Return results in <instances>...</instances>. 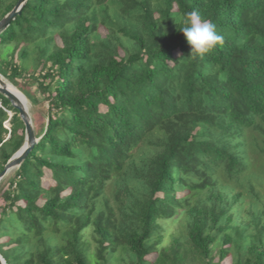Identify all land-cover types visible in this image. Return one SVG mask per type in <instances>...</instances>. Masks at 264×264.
I'll return each instance as SVG.
<instances>
[{"label":"trees","instance_id":"obj_1","mask_svg":"<svg viewBox=\"0 0 264 264\" xmlns=\"http://www.w3.org/2000/svg\"><path fill=\"white\" fill-rule=\"evenodd\" d=\"M191 11L223 37L203 57L176 24ZM0 74L39 110L0 184L7 264H264V0H26L0 32ZM24 139L0 93V171ZM181 214L158 249L159 220Z\"/></svg>","mask_w":264,"mask_h":264},{"label":"rangeland","instance_id":"obj_2","mask_svg":"<svg viewBox=\"0 0 264 264\" xmlns=\"http://www.w3.org/2000/svg\"><path fill=\"white\" fill-rule=\"evenodd\" d=\"M99 30H100L102 35L106 34V32H107V30L104 26H100ZM120 53H122V52H120ZM27 106H28V111L30 113V116L32 118L33 126H34V128H36L37 123L39 121V115H38L39 110L35 106H33V104L29 100H27ZM105 109H106L105 106H101L102 111H104ZM5 125L8 126V123L5 122ZM251 157L253 158V162H255V165L258 169V164L261 163L260 158L255 153H253L251 155ZM15 169H12L9 173H7V175L0 181V184L7 182L8 178L14 173ZM46 175L47 176H45L43 178V185H45V186L50 184V183H53L51 181V179H49V177H50L49 173ZM256 189L259 190L261 195H262V197H260L261 204H259V205H262L261 207L264 208V179H263L261 186H257ZM185 193H186V191H179V192H177V195L180 197V196L184 195ZM203 196H204V194H198V195L192 196L190 203L196 204L197 201L200 199V197H203ZM243 198H244V206L246 209L247 205L249 204L250 201H252V199L247 195H244ZM243 215H245V210L243 211ZM178 216L179 215H175V216L168 218V219L159 220V222L163 226L162 227L163 229L161 231V240L157 244L158 249H161L162 247H167V246L171 245L176 237H180L181 235H183L185 233V229H184L185 221H184V218L182 217L183 215L181 214L179 217ZM83 238L88 243V250L90 252V253L86 252L88 261H90V262L94 261V252L96 250L97 243L94 240V233H93L92 226H88L83 230ZM5 240H7V238L0 239L1 242L5 241ZM120 256H121V253L118 251L116 252V254H113L111 256V263L110 264H123V263H120V260H119ZM156 256H157V252L150 254L147 257V259L149 261L153 262L155 260ZM222 264H231L230 257H227L222 262Z\"/></svg>","mask_w":264,"mask_h":264},{"label":"water","instance_id":"obj_3","mask_svg":"<svg viewBox=\"0 0 264 264\" xmlns=\"http://www.w3.org/2000/svg\"><path fill=\"white\" fill-rule=\"evenodd\" d=\"M25 3L26 0H17L13 8L2 19H0V32L9 25V23L15 18L17 14L21 12V9L25 5ZM6 80L7 79L0 74V93L8 98L11 105L18 110V115L25 125V139L21 148L11 156L10 160L0 171V181L7 175V173H9L12 169L17 168L21 164V162L25 159L27 154L31 151V149L37 142V137L35 135L32 118L28 111V106L23 105L17 99V97L7 88ZM20 93L26 99L25 95L21 91ZM8 115L10 119V117L12 116L11 111H8ZM0 264H7L1 254Z\"/></svg>","mask_w":264,"mask_h":264},{"label":"clouds","instance_id":"obj_4","mask_svg":"<svg viewBox=\"0 0 264 264\" xmlns=\"http://www.w3.org/2000/svg\"><path fill=\"white\" fill-rule=\"evenodd\" d=\"M176 24L189 44L190 56L193 58L203 57L223 43V37L218 34L216 25L203 19L196 11L187 13Z\"/></svg>","mask_w":264,"mask_h":264},{"label":"bare ground","instance_id":"obj_5","mask_svg":"<svg viewBox=\"0 0 264 264\" xmlns=\"http://www.w3.org/2000/svg\"><path fill=\"white\" fill-rule=\"evenodd\" d=\"M7 88L17 97V99L25 106H27V100L24 98V96L20 93V90H18L13 84L9 83V81L6 80Z\"/></svg>","mask_w":264,"mask_h":264}]
</instances>
